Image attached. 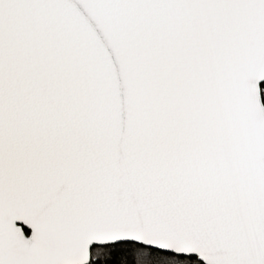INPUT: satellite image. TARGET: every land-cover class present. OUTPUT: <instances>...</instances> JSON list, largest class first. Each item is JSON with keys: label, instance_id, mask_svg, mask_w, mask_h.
Segmentation results:
<instances>
[{"label": "snow or ice", "instance_id": "snow-or-ice-1", "mask_svg": "<svg viewBox=\"0 0 264 264\" xmlns=\"http://www.w3.org/2000/svg\"><path fill=\"white\" fill-rule=\"evenodd\" d=\"M199 262L264 264V0H0V264Z\"/></svg>", "mask_w": 264, "mask_h": 264}, {"label": "trees", "instance_id": "trees-1", "mask_svg": "<svg viewBox=\"0 0 264 264\" xmlns=\"http://www.w3.org/2000/svg\"><path fill=\"white\" fill-rule=\"evenodd\" d=\"M191 259H196L194 257H190ZM110 259L113 261V262H118L120 257L119 255H113L112 257H110ZM129 260H131V257L128 258ZM199 264H202L201 262H199Z\"/></svg>", "mask_w": 264, "mask_h": 264}, {"label": "water", "instance_id": "water-1", "mask_svg": "<svg viewBox=\"0 0 264 264\" xmlns=\"http://www.w3.org/2000/svg\"><path fill=\"white\" fill-rule=\"evenodd\" d=\"M190 257H194V258H195L194 254H190ZM201 263H202V262H201Z\"/></svg>", "mask_w": 264, "mask_h": 264}]
</instances>
